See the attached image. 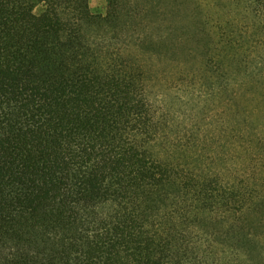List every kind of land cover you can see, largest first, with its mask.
<instances>
[{
	"label": "trees",
	"instance_id": "obj_1",
	"mask_svg": "<svg viewBox=\"0 0 264 264\" xmlns=\"http://www.w3.org/2000/svg\"><path fill=\"white\" fill-rule=\"evenodd\" d=\"M184 1L0 0V264H264V176L203 157L194 110L161 103L198 104L214 67L156 56L183 30L139 32Z\"/></svg>",
	"mask_w": 264,
	"mask_h": 264
},
{
	"label": "rangeland",
	"instance_id": "obj_2",
	"mask_svg": "<svg viewBox=\"0 0 264 264\" xmlns=\"http://www.w3.org/2000/svg\"><path fill=\"white\" fill-rule=\"evenodd\" d=\"M89 6L94 12L104 13L107 2L89 0ZM162 17L150 15V11L137 15V18L145 19L144 30L139 32L150 35L159 30L167 34L168 29H173L180 34L183 30L186 35L177 40L179 43L176 42L173 50H163L162 53L167 54L157 53L156 56L171 55L168 68L176 69L180 65L181 69L198 73L199 79H203L201 70L187 69V64L199 67L206 60L214 67L215 74L212 91L202 88L204 90L200 93L203 96L198 97V104L180 105L170 94H165L161 103L165 108L171 107L172 111L191 113L194 110L203 157L213 155L217 162L224 161L231 167L243 165L245 161L251 170L259 169L263 177L264 0H185L172 21L162 20ZM202 21L204 29L199 28ZM199 30L206 34L192 36ZM130 32L137 33V30ZM128 50L149 58L147 63H150V48L140 44V40L138 44H131ZM206 51L209 54L201 60L199 55ZM193 56H197L199 62ZM146 75L150 97V65ZM169 83L181 90L175 79ZM162 90L159 84H155L152 93L160 96ZM203 109H210L214 115L201 118Z\"/></svg>",
	"mask_w": 264,
	"mask_h": 264
}]
</instances>
